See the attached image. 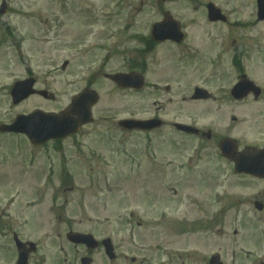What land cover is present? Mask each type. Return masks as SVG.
<instances>
[{"label":"rangeland","instance_id":"374dc122","mask_svg":"<svg viewBox=\"0 0 264 264\" xmlns=\"http://www.w3.org/2000/svg\"><path fill=\"white\" fill-rule=\"evenodd\" d=\"M3 1L8 3V12L0 16V124L35 110L59 113L69 106L87 86L91 75L87 65L94 60L93 50L89 55L76 53L90 39L89 32L99 34L100 22L129 25L132 30L124 39L126 47L133 49L135 45L127 44L131 35L147 34L151 25L169 12L185 26L193 44L204 51L205 61L195 60L193 65L206 64L222 51L227 63L222 70L230 71L233 38L244 49H253V56L258 47L264 48V25L252 19L255 0H0V6ZM210 2L229 16L230 27L208 25ZM59 25L57 39L55 28ZM262 56L264 60V53ZM174 57L170 50L167 55L159 53L157 59L165 62ZM263 60H252L251 75L264 85V68L260 71L257 65ZM66 61L70 64L64 71ZM28 74L37 80L38 90H47L56 99L33 96L13 105L11 88ZM232 75L230 71L224 81L215 80L214 86L232 83ZM99 86L102 98L94 110L95 118L125 117L122 113L133 110L136 101L142 108L150 107L148 99L123 97L105 81ZM108 129L94 123L75 138L34 149L35 160L30 158L33 151L28 140L17 143V138H0V214L13 217L14 229L24 215L25 237L43 244L30 264H62L64 254H56L59 244L54 236L69 228L92 231L99 239L112 238L124 255L123 264H132L131 258L146 259L150 264L165 262L168 259L160 253L162 248L182 254L186 264H208L210 256L218 252L225 264H231L234 250L244 252L254 245L245 233L235 237L230 222L233 196L244 201L246 190L234 189L229 177L223 175L176 173L172 165L165 164L173 158L165 150L157 153L153 163L135 149L137 136L115 128L108 135L102 132ZM51 166L57 167L53 175ZM71 176L77 188L73 194L68 191ZM131 212L138 217L129 225L126 219ZM138 218L145 220L140 228ZM1 243L5 242L0 238ZM5 258L0 254V264L10 263ZM107 262L97 255L96 264Z\"/></svg>","mask_w":264,"mask_h":264},{"label":"flooded vegetation","instance_id":"af4514ba","mask_svg":"<svg viewBox=\"0 0 264 264\" xmlns=\"http://www.w3.org/2000/svg\"><path fill=\"white\" fill-rule=\"evenodd\" d=\"M102 27L104 31L100 30L99 34L89 32L87 36L90 39L83 44L85 48L83 52L86 55L94 51V60L87 65L91 75L88 76L89 81L85 90L101 92L99 85L105 79L106 84H110L111 88L123 96L126 94L132 99L149 100L148 109L142 108L141 102L136 101V107L125 113L129 115V119L152 122L150 129L132 131L137 136L135 149L138 153L146 154L145 157L151 162L156 161L158 152L165 150V153L173 156L175 160L167 159L166 165L174 166L178 162L183 165L187 162L186 168L191 173L227 174L234 189L246 190L248 195L244 201H240L237 195L233 196L230 222L235 237L245 233L250 244L254 245L248 247L242 259L238 257L237 250H234L233 261L234 264L238 261L239 264H264V178L239 173L237 167L238 163L249 160V155L264 151V88L259 97L249 94L237 100L232 94V89L241 79L251 76L249 73L252 57L248 55V51L240 55L236 51L231 53L228 67L233 74L231 76L233 82L229 87H214V78L218 77V73L227 63L222 55H217L207 60V65L205 62L193 65L196 63L195 60L205 61L202 56L204 51L185 46L188 32H185V40L181 44L173 42L157 44L148 38L131 36L127 44L133 43L135 48L130 49L126 47L124 39V35L130 30L125 29L123 24L105 23ZM60 30L59 25L57 39ZM165 45L170 47L169 50H176L177 55L183 56L184 59L171 65L166 61L159 62L157 57ZM188 53H196L197 56L190 59ZM98 55L100 56L97 57ZM116 61L119 62V66L114 67ZM208 69L212 79L202 82L203 85L199 86L206 93L195 99V90L198 86L192 89L188 87L189 73L195 76L191 78L200 79V76L205 78L204 73ZM131 72L146 77L148 83L143 90H125L109 80L110 76ZM119 124L114 123V126L118 127ZM180 126L191 127L193 130L191 133L185 132ZM224 143H227L224 147L227 146L230 158H226L222 152ZM247 154L248 157L245 156ZM240 203L243 206L240 207ZM131 218L134 219L135 215H131ZM3 219L12 221L10 216H0V220ZM8 222L5 223L7 226ZM21 228L24 230V215ZM70 231L72 230L68 232ZM68 232L64 235L60 232L57 234L58 254L65 253L68 248L69 250L79 248L82 254L77 260L81 262L84 258H93L96 261L95 253L105 252L103 247L91 251L83 246L76 247L70 244L67 241ZM10 233L7 232L8 236L3 238L9 237ZM22 241L24 243V237ZM64 244L67 247H64ZM139 249L145 251L143 247ZM119 252L118 250L115 261H108L109 264H123L124 255ZM0 254L6 256L9 264H13L12 246L1 247ZM167 256L166 264H185L181 260L182 255L167 253ZM105 260L107 261L106 258ZM131 261L133 264L147 263L142 260L138 262L134 258Z\"/></svg>","mask_w":264,"mask_h":264},{"label":"water","instance_id":"95a60500","mask_svg":"<svg viewBox=\"0 0 264 264\" xmlns=\"http://www.w3.org/2000/svg\"><path fill=\"white\" fill-rule=\"evenodd\" d=\"M261 12H264V6L261 8ZM209 14L212 21L221 19L219 11L211 6L209 7ZM168 33H172L174 37L176 36L175 30H168ZM118 80L123 81V85L126 86H134V81H136L131 77H119ZM33 85L34 82L17 84L13 92L15 102L19 103L30 95L35 94L36 92L32 89ZM40 94L46 97V94ZM94 102L95 97L93 98L88 93H85L73 101L70 109L61 116L44 114L37 111L30 116H20L11 127H3L1 130L26 134L37 144L47 142L51 139L66 137L69 134L76 133L82 124H86L90 121V107ZM74 115H77L78 118L75 119ZM130 127H133V125H130ZM24 264H26V258H24Z\"/></svg>","mask_w":264,"mask_h":264}]
</instances>
